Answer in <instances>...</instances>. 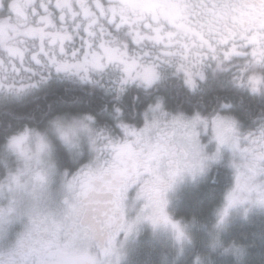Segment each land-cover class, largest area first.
I'll list each match as a JSON object with an SVG mask.
<instances>
[{
  "label": "snow or ice",
  "instance_id": "1",
  "mask_svg": "<svg viewBox=\"0 0 264 264\" xmlns=\"http://www.w3.org/2000/svg\"><path fill=\"white\" fill-rule=\"evenodd\" d=\"M10 10L0 18V88L26 89L51 68L87 75L116 66L121 91L132 82L151 87L166 67L195 89L209 61L222 66L240 57V85L264 91V0H11ZM119 127L122 137L100 130L88 162L62 173L65 213L29 217L8 264H118L120 233L127 238L144 222L170 229L181 247L190 244L187 226L167 211L168 194L203 174L208 160L222 159L224 148L232 152L235 186L218 211L212 247H222L219 231L233 209L264 207V126L244 134L233 116L173 115L161 100L149 106L143 127ZM209 129L217 144L211 155L200 138ZM39 139L35 156L22 153L26 168L46 147ZM24 171L10 172L0 191L20 187Z\"/></svg>",
  "mask_w": 264,
  "mask_h": 264
},
{
  "label": "trees",
  "instance_id": "2",
  "mask_svg": "<svg viewBox=\"0 0 264 264\" xmlns=\"http://www.w3.org/2000/svg\"><path fill=\"white\" fill-rule=\"evenodd\" d=\"M242 62L246 61L240 57L222 66L209 61L204 68L205 79L198 78L195 89L185 83L183 73H176L171 67H166L162 78L151 87L132 82L123 91L117 82L122 72L116 66L104 71L91 70L87 75L51 68L34 76L32 86L26 89L0 93V153L7 137L17 130L25 125L43 129L59 114H90L97 128L114 130V135L121 134V122L140 128L149 106L161 100L165 110L172 114L233 116L244 134L256 131L264 126V91L253 92L240 85L237 66ZM210 139L209 134L203 144L211 153L215 146ZM53 140L62 168L74 169L88 162L87 149L84 148L82 158L73 161L64 145L55 137ZM9 166H14L12 158ZM0 167L4 168L1 164ZM218 173L221 176L216 184ZM228 173L224 166L222 170L215 167L206 185L200 189L192 186L185 194L184 204L174 210L175 219L187 226L190 244L181 247L173 233L149 228L139 238L132 257L140 258L131 264H194L197 256L202 264H264V215L258 214V210L239 214V218L231 216L219 231L222 247H212L218 211L232 181ZM224 248L230 251L225 252Z\"/></svg>",
  "mask_w": 264,
  "mask_h": 264
},
{
  "label": "clouds",
  "instance_id": "3",
  "mask_svg": "<svg viewBox=\"0 0 264 264\" xmlns=\"http://www.w3.org/2000/svg\"><path fill=\"white\" fill-rule=\"evenodd\" d=\"M100 130L95 126V118L90 114H59L53 117L43 129L25 125L7 137L3 147L15 158V166L8 167L7 173L0 176V181H4L10 172L15 173L18 169L25 171L21 176L20 187H14L13 192H9L6 187L0 191V264H8L13 258L12 254L16 249L19 234L29 217L60 218L66 211L64 200L67 192L61 176L68 168L61 166L56 155L53 137L64 145L69 158L77 161L83 155L85 145L94 155L92 139ZM13 137H23L17 147L10 146ZM40 137H43L46 147L40 152L39 161L33 159L26 168L22 153L35 156L39 151ZM214 161L208 160L206 169ZM3 163L4 159L0 156V164ZM18 224L22 225V228L5 246L4 242L9 240L13 229ZM114 258L107 259L115 261ZM105 264H107L106 260Z\"/></svg>",
  "mask_w": 264,
  "mask_h": 264
},
{
  "label": "rangeland",
  "instance_id": "4",
  "mask_svg": "<svg viewBox=\"0 0 264 264\" xmlns=\"http://www.w3.org/2000/svg\"><path fill=\"white\" fill-rule=\"evenodd\" d=\"M1 13H2V11L0 10V14ZM4 91L8 92V91H20V90H18V89L11 90V89H9L7 87L0 88V93H3ZM178 114H180V113L179 112L178 113H173V115H178ZM184 115H186V114H184ZM202 117H206V118H209V119L212 118V116H209V117L208 116H202ZM118 128L120 129V133L121 134L117 133V134L114 135L113 134L114 130H107L106 129L105 131L108 132L109 134L113 135V136L122 137L123 136V131H122V129L119 126H118ZM242 133H244V132H242ZM209 134H210V137H211V139H210L211 144H214V146H215L213 152H211V153L209 152L210 149L208 147L206 149L207 152L209 153V155H211L212 153L215 152L216 147H217L216 141L212 139L211 130L209 129L208 132H202L200 138H201V142L204 143L205 142V137L209 136ZM84 148L87 149V152H88V155H89V159H90L92 157V154L89 152L88 146L85 145ZM0 156H2L3 159H4V163L1 164L4 168L0 167V176H2V175H5L7 173V169H8V167H10L9 165L11 163V158H12L13 164L15 166V158L12 157L10 154H8L6 150L1 152ZM82 156H80L79 158H82ZM232 160H233V156H232L231 150L228 149V148H224L223 149V157H222V159H220L218 161H214L211 164V166L209 168H207L206 171H204L203 174L197 175L195 177V179H193L191 176H187V177H185L183 179V180L186 179V181H183L182 183L180 181L178 186L175 187L173 193H170L168 195L169 203H168L167 211L173 217V219H175L174 210H176L179 207V205L181 207L184 204L183 201H184V198H185V194L187 193V190H190L192 186L194 188H196V189H200L202 186H205L206 182L211 177L212 170L215 167H217L218 169L220 168V170H222L223 166L226 167L227 172H229L228 174H229V176L232 179V181L230 182L229 187L225 191V196H227V194L235 186V169L231 166ZM4 169H6V171H5L4 174L1 175V171L4 170ZM219 176H221L220 173L217 174L216 184L219 183V179H218ZM259 179L264 180V177H261ZM134 189H135V192L133 193ZM136 191H137V189L135 187H133L131 189V198H129V203H131L134 200ZM141 204H142V202H137L136 209L128 211L127 216H128L129 220H132V219L135 218V216L137 215V210L141 206ZM256 210H258L260 212L258 214L264 215V207H260V206L253 205V204L249 203V204H246V205H243V206H240V207H237V208L233 209L228 219H230L231 216H233L235 218H239V217H242L240 215H242L244 213H247L249 211L252 212V211H256ZM21 228H22V225H20V224L16 225V227L13 229V232H12L9 240L4 242L5 246H7V244L11 240H13L15 238V233L17 231H19ZM149 228L156 229L157 231H160L163 234H172L170 229H166V228H163V227L153 228L152 225L149 222H144V223L138 225L137 229L132 234L129 235V239H127L125 242L119 244L120 249L123 252L121 254V257H124L123 260H121V263H123V264H131L132 261L133 262H137L139 260L140 256H138L136 258H132L133 255L136 253V250H135L136 248L135 247H136V245L138 243L139 238Z\"/></svg>",
  "mask_w": 264,
  "mask_h": 264
},
{
  "label": "flooded vegetation",
  "instance_id": "5",
  "mask_svg": "<svg viewBox=\"0 0 264 264\" xmlns=\"http://www.w3.org/2000/svg\"><path fill=\"white\" fill-rule=\"evenodd\" d=\"M10 3H11V0H0V4H2V6H0V10L2 11V13L0 14V18H5V17H7V16H9L11 14ZM134 192H135V189H134L133 193ZM171 192H169V194ZM129 198H131V189L129 191ZM127 239H129V235H127V238H125V233H123V232L120 233L119 238H118V241H117L118 245L121 244V243H123V242H125ZM122 253L123 252L121 251V254ZM122 258L123 257H121V255H120L118 264H120ZM114 260H115V258H114Z\"/></svg>",
  "mask_w": 264,
  "mask_h": 264
}]
</instances>
